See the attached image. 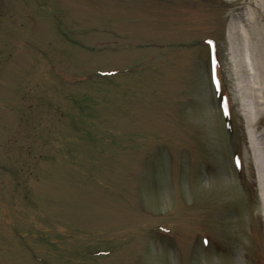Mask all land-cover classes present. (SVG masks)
Instances as JSON below:
<instances>
[{
	"label": "rangeland",
	"instance_id": "obj_1",
	"mask_svg": "<svg viewBox=\"0 0 264 264\" xmlns=\"http://www.w3.org/2000/svg\"><path fill=\"white\" fill-rule=\"evenodd\" d=\"M251 7L0 0V264H264Z\"/></svg>",
	"mask_w": 264,
	"mask_h": 264
},
{
	"label": "bare ground",
	"instance_id": "obj_2",
	"mask_svg": "<svg viewBox=\"0 0 264 264\" xmlns=\"http://www.w3.org/2000/svg\"><path fill=\"white\" fill-rule=\"evenodd\" d=\"M263 3L264 2H262V0L260 1L250 0V5L252 6L251 7L252 13L258 16V19L263 23V26H264V4ZM231 32L233 33L237 32V26H232ZM256 37H258L257 42H259L260 44L264 43V27H260L259 29H257ZM262 49H264V44L262 46ZM232 50L234 51V48H232ZM249 63L250 62H248L247 55L245 56L243 55V57H240V64L242 67L240 66L238 67L242 68L243 70H248L247 65ZM260 106L261 104H259V106L255 107L254 109H250V107H247L248 109H250L248 110L250 114V119L248 120V126L252 127L256 123V120L262 115L261 114L262 108H260ZM247 108L244 107L245 110H247ZM245 110H243L242 108V112L244 113V115L247 113L245 112ZM261 136H259L260 143L257 142V140H259L257 136H254L253 138L254 142L256 141V143L253 144V148H252V161L254 165L256 166V168L258 169L259 183H260V189H261L260 198L262 202L264 203V133Z\"/></svg>",
	"mask_w": 264,
	"mask_h": 264
},
{
	"label": "snow or ice",
	"instance_id": "obj_3",
	"mask_svg": "<svg viewBox=\"0 0 264 264\" xmlns=\"http://www.w3.org/2000/svg\"><path fill=\"white\" fill-rule=\"evenodd\" d=\"M209 43H211V41H209Z\"/></svg>",
	"mask_w": 264,
	"mask_h": 264
}]
</instances>
